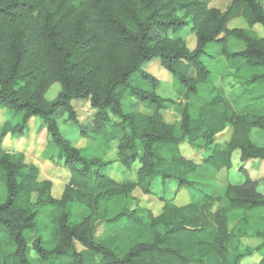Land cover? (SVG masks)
Masks as SVG:
<instances>
[{"label": "trees", "instance_id": "trees-1", "mask_svg": "<svg viewBox=\"0 0 264 264\" xmlns=\"http://www.w3.org/2000/svg\"><path fill=\"white\" fill-rule=\"evenodd\" d=\"M238 18L264 30L257 0H230L224 10L207 0H0V114L8 117L0 123V229L14 245L0 264H239L250 251L238 249L248 233L259 239L255 250L264 249L263 180H217L231 170L235 150L242 162L264 159L251 139L254 130L264 133V95L213 87L204 61L224 58L235 81L264 90V35L230 29ZM184 31L193 33V49ZM152 62L171 76L173 97L146 71ZM54 84L59 92L48 100ZM127 95L142 110L125 113ZM75 101L89 105V122L78 121ZM172 106L180 120L169 124L163 112ZM33 118L49 138L44 158L68 171L59 198L23 152L4 148ZM62 123L87 145L64 137ZM228 127V143L215 144ZM182 144L207 155L195 163ZM112 145L124 171L138 166L134 181L109 176L100 153ZM157 179L175 181L188 203L162 199L157 215L140 205L134 193L153 196Z\"/></svg>", "mask_w": 264, "mask_h": 264}, {"label": "rangeland", "instance_id": "rangeland-1", "mask_svg": "<svg viewBox=\"0 0 264 264\" xmlns=\"http://www.w3.org/2000/svg\"><path fill=\"white\" fill-rule=\"evenodd\" d=\"M208 5L211 8H216L219 10H224L230 0H207ZM257 2L262 7L264 12V0H257ZM229 28L233 29H251L257 33L258 36L264 35V30L260 25H255L249 27L247 23L241 19H235L229 24ZM183 39L186 41V45L189 49H193L195 46V38L193 33L184 31L182 34ZM243 48L242 43H237L234 47L236 51ZM209 71H210V83L215 88L222 89L225 93H232L234 95L242 94L250 95L253 98L261 97L264 95V90L261 87H246L241 82L235 81L227 70V65L224 58H219L215 61L209 59H204ZM146 71L159 79L166 88V94L169 97H173L174 90L170 88L171 76L164 71L158 62H152L148 65ZM59 92V87L54 84L46 95L48 100L53 99ZM250 92V93H249ZM176 99V97H175ZM178 103H184L182 98H179ZM74 109L77 114L78 121L82 123H87L91 120L93 111L90 109L86 102L75 101L73 103ZM123 108L125 113H130L136 109L142 110V106L139 105L131 96L127 95L123 102ZM6 118V114L3 112L0 114V123H2ZM163 119L166 123L172 124L177 123L180 120V116L177 112L176 106L165 110L163 112ZM41 122L37 118H33L29 121L27 129L24 130L21 137H7L4 141V148L9 152H23L25 155V160L27 163L35 164L40 170V180H49L52 183V195L55 198H59L63 190L64 185L67 183L68 171L66 167L62 164H55L54 161L50 162L43 156V151L45 149L46 143L48 141V136L46 131L41 127ZM61 134L66 137L72 144H75L77 148H83L87 145V142L82 139L76 138V128L71 123L60 125ZM231 136V128H227L223 133L219 134L215 139V144L223 145L228 143ZM251 139L260 147H264V133L254 130L251 134ZM180 151L183 156L187 159L194 161L195 163H200L202 158L207 154L200 147H191L186 144L180 146ZM102 157V162H108L110 165L108 169V174L111 178L118 181L123 180H135V170L137 165L133 166L132 171H124V168L117 161L115 146L112 145L111 149L100 153ZM232 168L228 172H222L217 180L219 186H224L227 182H242L247 176L255 179L260 178L263 181L259 186V191L264 194V159H254L242 162L240 160V152L235 150L231 155ZM177 183L175 181H161L157 179L151 186V191L153 196H145L141 192L136 191L134 196L139 200V204L150 209L154 215L159 214L162 207V199L172 200L176 205L181 206L188 203V195L185 190L179 189L177 192ZM6 191L5 188L0 185V202L5 199ZM73 212L76 213L80 211L76 207H72ZM239 215L233 214L230 217L229 228L233 229L237 223ZM40 224L42 223L43 229L40 228V235L47 234L49 228L47 227V219L41 217ZM106 228L99 226L97 231V237H101L105 234ZM35 233L29 234L30 237H35ZM244 237V238H243ZM259 243V239L253 234L248 233L246 236L240 237L239 250L245 252L248 250V256L244 257L239 264H258L262 258H264V249L256 251V247ZM14 248L13 242L9 238L8 234L0 229V261L4 254L9 252ZM77 248L80 247L77 245Z\"/></svg>", "mask_w": 264, "mask_h": 264}]
</instances>
